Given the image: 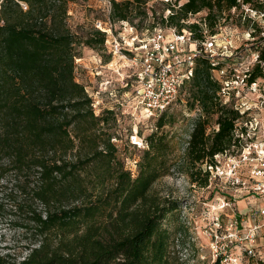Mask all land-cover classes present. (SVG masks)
Segmentation results:
<instances>
[{
    "label": "trees",
    "instance_id": "trees-1",
    "mask_svg": "<svg viewBox=\"0 0 264 264\" xmlns=\"http://www.w3.org/2000/svg\"><path fill=\"white\" fill-rule=\"evenodd\" d=\"M70 1L0 0V179L17 180L34 224V245L16 264H172V236L163 222L177 202L152 190L169 172L170 141L163 130L172 123L169 109L155 117L132 172L115 143L120 103L96 114L73 75L75 44L104 50L106 34L94 25L84 37L75 35L67 23ZM148 1L109 0L106 21L137 29L135 19H152L150 27L186 28L201 40L222 20L247 28L243 5L260 8L257 0H163L161 11L152 5L149 14ZM200 12L198 22L186 23ZM251 25L256 42L260 25ZM251 50L264 60V45ZM212 69L198 59L184 84L185 103L201 109L183 151L185 169L190 183L201 187L208 185L205 166L214 164V155L242 146L236 132L241 116L215 99L219 83ZM248 74L250 82L263 73L254 63Z\"/></svg>",
    "mask_w": 264,
    "mask_h": 264
},
{
    "label": "rangeland",
    "instance_id": "rangeland-1",
    "mask_svg": "<svg viewBox=\"0 0 264 264\" xmlns=\"http://www.w3.org/2000/svg\"><path fill=\"white\" fill-rule=\"evenodd\" d=\"M161 1L163 0H149L150 9L153 5V8L159 13L164 7ZM108 11V0H72L69 3L67 23L75 35L84 37L97 21H106ZM202 15L204 12L191 15L187 23L198 20ZM137 21L138 19L133 21V24L136 25L137 23L138 27L136 30L132 29V32L128 27L131 23L125 27L116 23L113 34L121 40H129L131 35H136L137 41L143 40L147 36L146 33H149L143 29L150 27L149 25L152 24L153 20L150 19L143 23ZM232 24L228 21V25H231L232 44L234 47L240 46L241 42L244 43L242 34L245 28L236 27ZM75 49L78 57L74 59L73 75L75 80L85 87L95 102V113H99L102 107L120 103L119 108L116 109L119 136L115 143L118 147L119 159L123 161L125 167L134 172L136 161L139 159L143 147H145L144 137L153 129L156 116L149 117L143 114L139 108H136V99L134 98L136 92L134 84L131 85V82L133 83L132 78L129 79L127 85L122 82L130 71L125 63L113 59L112 55L105 62L104 60L109 54L106 49L96 51L83 44H75ZM241 60L250 61V51L246 50L243 57H237L233 62ZM263 90L264 79L261 80L258 93L255 95L247 94L258 103V108L253 110V114L262 118H264ZM184 92V100L176 101L168 110L167 115L172 123L163 128L170 141L169 172L153 183L152 190L161 197L177 202V210L169 213L163 222L172 236L171 263L213 264L210 240L213 233L216 232L215 219L224 224L234 214L239 218L247 210V205L258 204L263 206L264 199L260 200L258 195L252 198L239 192V196H236L237 193L235 194L232 210L219 208L223 197L225 199L232 198L231 196L235 192L233 187L225 186V183L217 180L209 181L206 187L190 183L186 174L183 151L192 125L197 119V114L189 108V103H185L188 87L184 89ZM260 100H263V103L259 104ZM254 127L255 124H253L252 129ZM128 130L131 132L127 136ZM127 137L129 140H126ZM254 137L257 141H263L264 127L258 124ZM225 159L224 157L220 158V163L224 164ZM246 169L247 165L242 164L239 176L246 175ZM20 180H23L22 176ZM19 185L13 176L7 175L0 179L1 264H16L26 254L28 248L34 245L31 234L34 224L29 221L28 209L23 208L24 203H30V200ZM217 233L223 236L225 231L218 229ZM259 241L264 244V236L263 239L259 238Z\"/></svg>",
    "mask_w": 264,
    "mask_h": 264
},
{
    "label": "built area",
    "instance_id": "built-area-1",
    "mask_svg": "<svg viewBox=\"0 0 264 264\" xmlns=\"http://www.w3.org/2000/svg\"><path fill=\"white\" fill-rule=\"evenodd\" d=\"M236 1L241 3V0ZM108 3L110 5L109 0ZM257 4L259 9L243 5L242 20H250L242 34L244 43L235 47L232 44L231 26L224 24V20L216 25L214 33L204 31V38L201 40L193 39L186 28L177 32L173 27L158 24L143 29L149 32L143 40L137 41L136 35H131L129 40H121L113 34L115 24L109 21H97L95 24V27L106 34L104 47L107 52L130 69L122 82L127 85L132 78L136 108L149 117L170 109L177 99L183 101L184 84L192 77L197 60L205 59L209 62L219 83L215 99L233 107L241 116L236 129L242 140L240 149H236L234 153L225 151L216 154L214 164L205 166L209 171L210 182L222 181L225 186L235 189L232 198L221 199L219 207L230 210L235 194L239 196V192L252 198L258 195L260 200L264 199V140L257 141L254 137L257 125L264 127V118L253 114L258 103L247 96L258 93L261 80L264 79V60L259 59L257 51L251 50L252 45H264V0H257ZM149 8L147 3L150 14ZM198 21L199 19L192 22ZM254 21L260 25L257 35L260 39L256 42H253L254 38L251 36L254 31L251 24ZM118 24L124 27L129 25L127 21ZM128 27L131 32L132 29L136 30L132 25ZM246 50L250 51V61L233 62L237 57H243ZM254 63L259 64L263 74L248 82V72ZM261 103L263 100L259 101ZM92 106L95 110L94 101ZM193 110L197 117L201 114L198 104ZM253 124L255 127L252 129ZM222 157L226 158L224 164L220 163ZM242 164L247 165V169L246 175L241 177L239 174ZM246 209L241 217L234 214L224 224L215 219L216 232L210 240L213 264H264V244L259 241L264 236V205H247ZM218 229H223L225 234L219 235Z\"/></svg>",
    "mask_w": 264,
    "mask_h": 264
},
{
    "label": "crops",
    "instance_id": "crops-1",
    "mask_svg": "<svg viewBox=\"0 0 264 264\" xmlns=\"http://www.w3.org/2000/svg\"><path fill=\"white\" fill-rule=\"evenodd\" d=\"M263 239V238H262Z\"/></svg>",
    "mask_w": 264,
    "mask_h": 264
}]
</instances>
